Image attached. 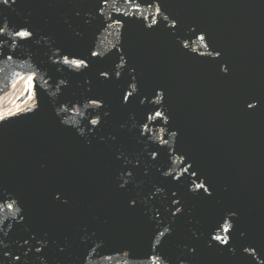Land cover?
Wrapping results in <instances>:
<instances>
[{
	"label": "water",
	"instance_id": "1",
	"mask_svg": "<svg viewBox=\"0 0 264 264\" xmlns=\"http://www.w3.org/2000/svg\"><path fill=\"white\" fill-rule=\"evenodd\" d=\"M0 28V264H262L264 0H15Z\"/></svg>",
	"mask_w": 264,
	"mask_h": 264
},
{
	"label": "snow or ice",
	"instance_id": "2",
	"mask_svg": "<svg viewBox=\"0 0 264 264\" xmlns=\"http://www.w3.org/2000/svg\"><path fill=\"white\" fill-rule=\"evenodd\" d=\"M0 3H3L4 5H9L10 3H15V0H0ZM156 10H157V13L159 14V12H160V8H159L158 5H157V9H156ZM164 19H165V20H168V17L165 16ZM170 27H172V28H175V27H176V22H175V20H172V22L170 23ZM2 32H3V29L0 28V33H2ZM17 36H19V37H21V38H23V39H30L31 36H32V33L29 32V31H18V32H17ZM199 39H200L201 42L205 41V40H206V34H202V35H200ZM184 47H185V48L188 47L187 43L184 44ZM205 47H208V45L205 44ZM220 55H221V54H220L219 52H215V57H216V58H219ZM65 62L67 63L68 61L66 60ZM72 63H77V62H76V61H72ZM81 65H83V61H80L79 64H77L78 67L81 66ZM224 71H225V72H228V68H227L226 66L224 67ZM103 75L107 76L108 74H107V72H105V73H103ZM30 79H32V78H30ZM131 95H132L131 93H128L127 95L123 96L122 99H124V100L127 101V100H128V97L131 96ZM247 107H248L249 109H253V110H254V109H256V108L258 107V105H255V104H253V103H248V104H247ZM155 115H156L157 117H162V113L159 112V111H157V112L155 113ZM92 124H94V125L97 124V121H96V120H92ZM196 187H197V189H201V188H203L204 191H207V188H206L204 185H202V184H198V185H196ZM10 207H11V206H10ZM176 211L179 212L180 209L178 208V209H176ZM218 227H219V225H218ZM234 230H235L234 228L230 229V228L227 226V224H225V226L223 227V231H224L225 233H228V236L225 237V236H221V235L217 234V235H215V236L213 237V239H214L215 241H218L220 245L227 246V245L230 244V238L232 237L231 234L234 232ZM160 235H161V236H164V233L161 232ZM233 250H234V249H233ZM36 251L39 253V252L42 251V249L39 248V247H37V248H36ZM194 251H195V250H194ZM243 251H244V253L247 254L248 256H250V257L254 258L255 260H257V258H258V257H257V253H258V252H257V250H256L255 248H253V247H251V246H247V247H244V248H243ZM15 258H16L17 260L20 259L19 256H16ZM262 264H264V261H262Z\"/></svg>",
	"mask_w": 264,
	"mask_h": 264
},
{
	"label": "clouds",
	"instance_id": "3",
	"mask_svg": "<svg viewBox=\"0 0 264 264\" xmlns=\"http://www.w3.org/2000/svg\"><path fill=\"white\" fill-rule=\"evenodd\" d=\"M241 235L243 236V233H241Z\"/></svg>",
	"mask_w": 264,
	"mask_h": 264
}]
</instances>
